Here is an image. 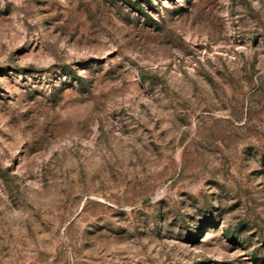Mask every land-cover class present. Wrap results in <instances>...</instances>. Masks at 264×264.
Instances as JSON below:
<instances>
[{
    "label": "rangeland",
    "instance_id": "obj_1",
    "mask_svg": "<svg viewBox=\"0 0 264 264\" xmlns=\"http://www.w3.org/2000/svg\"><path fill=\"white\" fill-rule=\"evenodd\" d=\"M0 264H264V0H0Z\"/></svg>",
    "mask_w": 264,
    "mask_h": 264
}]
</instances>
